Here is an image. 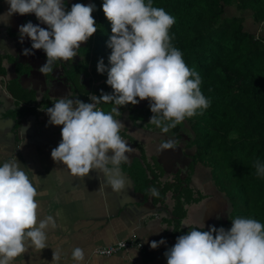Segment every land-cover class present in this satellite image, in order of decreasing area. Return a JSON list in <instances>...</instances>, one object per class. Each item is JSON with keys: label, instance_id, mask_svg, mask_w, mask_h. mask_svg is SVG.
I'll return each instance as SVG.
<instances>
[{"label": "clouds", "instance_id": "1", "mask_svg": "<svg viewBox=\"0 0 264 264\" xmlns=\"http://www.w3.org/2000/svg\"><path fill=\"white\" fill-rule=\"evenodd\" d=\"M5 2L9 8L3 15L8 18L13 14H35L40 24L47 25L44 28L29 21L19 26L20 42L25 37L31 41V49H23L22 54L34 55L33 50L46 54L40 73L52 72L58 60L72 61L81 44L97 31L92 15L94 4L74 3L66 10L65 0ZM102 9L111 22L112 35L107 42L111 67L106 69L101 59L97 71H107L106 84L112 93L101 91L100 96L91 95L87 103L60 97L46 109V114L48 124L62 126V139L51 150L53 161L81 178L95 169L103 173L107 185L119 192L124 187L119 165L129 159L134 149L120 136L124 124L113 114L120 116V107L148 100L153 114L148 123L167 133L195 116L197 110L206 109L210 101L201 91L200 74L187 66L182 52L171 42L173 16L153 6V0H104ZM100 103L119 107L105 112L97 107ZM173 147L171 139L160 144L161 150ZM20 165L17 159L0 165V264H12L29 246L45 249L46 230L57 227L51 215L38 220L40 177L28 168L33 173L30 178ZM253 166L257 176L264 177V163L257 160ZM149 191L154 197L160 195L155 187ZM144 242L148 243L146 239ZM166 243L162 238L151 241L149 246L155 250ZM164 256L167 264H264V224L236 216L230 229L212 225L207 231L192 229L178 236ZM84 257L83 249H73L75 261H83ZM59 259V251H53L52 264Z\"/></svg>", "mask_w": 264, "mask_h": 264}, {"label": "crops", "instance_id": "2", "mask_svg": "<svg viewBox=\"0 0 264 264\" xmlns=\"http://www.w3.org/2000/svg\"><path fill=\"white\" fill-rule=\"evenodd\" d=\"M66 2L68 4V0H65V7ZM69 2L73 4V0ZM8 8L5 0H0V165L17 159L30 178L33 173L40 177L36 197L39 202L38 220L51 215L57 225L55 229L49 227L46 230L45 249L29 246L28 251L12 264H52L53 251L60 253L56 264H167L164 253L174 245L170 244L167 227L177 220V206L174 207L173 202L166 205L160 190L180 184V148L174 144L172 149L161 150L160 144L167 138L163 134L137 135V127L131 128L129 135L135 139L131 138L127 143L134 151L126 162L119 165L124 181L119 192L107 185L103 173L95 169L81 178L71 175L62 163L54 162L51 150L62 139V126L48 124L46 109L52 107L57 98L67 96L71 99L73 94L66 79L58 86L57 81L51 80L50 72L40 73L39 68L47 60L43 50H33L34 55L29 56L22 54L23 49H31V41L25 37L23 43L20 42L19 26L29 21L40 24L35 14H13L8 18L3 15ZM40 26L47 28L44 24ZM83 46L82 43L80 47ZM75 58L60 67L55 65L54 70L59 69V72L62 69L60 74L64 70L70 71ZM58 72L55 70V75ZM118 120L127 123L125 119ZM125 127L124 124L121 130L126 131ZM121 130L120 136L125 140ZM140 144L147 146V152L138 157L136 147ZM155 160L161 169L155 168ZM142 168L145 178L140 177ZM153 177H161V181L157 179L154 183ZM153 187L160 193L159 198L150 194ZM206 188L208 190V184ZM159 202L166 207L162 206L167 216ZM212 208L209 203L207 218L215 221L219 212ZM132 238L137 240L135 243H142L144 249L126 248L112 256L96 253L98 249ZM162 238L167 242L165 245L155 250L150 248L151 241ZM145 239L148 243L144 242ZM76 247L84 250L83 261L77 262L72 258Z\"/></svg>", "mask_w": 264, "mask_h": 264}, {"label": "trees", "instance_id": "3", "mask_svg": "<svg viewBox=\"0 0 264 264\" xmlns=\"http://www.w3.org/2000/svg\"><path fill=\"white\" fill-rule=\"evenodd\" d=\"M76 1L95 5L92 15L97 31L84 44V59L79 50L86 65L81 68L80 59L74 57L76 64L72 63L71 72L66 70L71 85L73 76L85 80V92H79V97L76 80L73 85L75 97L87 103L91 95L113 91L106 84L107 71H97L101 59L106 69L111 67L107 46L111 22L102 9L104 0ZM153 6L175 18L169 33L171 42L182 52L187 66L200 74L201 91L210 101L206 109L197 110L195 116L168 131L174 144H185L180 151V175L185 173L179 188H189L191 170L199 163L208 171L210 179L205 183L211 188L212 202L218 203L217 228L230 229L236 216L264 224V177L257 176L253 166L257 160L264 163V0H153ZM80 69L82 72L76 73ZM114 106L98 104L105 112ZM120 109L123 115H130L124 118L128 123L125 133L142 126L166 137L160 128L148 123L153 115L148 100ZM185 156L193 158L190 166L182 161ZM156 180L153 177L154 183Z\"/></svg>", "mask_w": 264, "mask_h": 264}, {"label": "rangeland", "instance_id": "4", "mask_svg": "<svg viewBox=\"0 0 264 264\" xmlns=\"http://www.w3.org/2000/svg\"><path fill=\"white\" fill-rule=\"evenodd\" d=\"M80 2H83V3L86 4V2H84V1H80ZM74 3H75V0H73V4ZM71 4L72 3L69 2V0H68V4L67 5H71ZM89 4H91V3H89ZM70 7L71 6L66 7V10H70L71 9ZM83 44H85V43H83ZM84 50H85L84 46L80 48V54L81 55L82 54L84 55ZM83 55L81 57L84 59L85 57ZM80 56H79V50H78L76 58L80 59L79 64L81 63V68H83L86 65V61L81 59ZM76 61L77 60H73L74 63ZM67 62H69V61H67ZM67 62L60 61V60L54 62L53 66H52L53 67V71L49 73L50 76H53V77H51V80L54 79V81H57V85L58 86L60 85V83L64 79H66L69 82V84H70V81H69L70 76H68V72L66 70H64V72L62 74H60L62 69L59 72H58L59 69H55L56 73L58 72V74H56V75H55V70H54V67H55L56 64L58 65L57 67H60V65H62L63 63L67 64ZM63 69H65V68L63 67ZM78 72H82V69L77 70L76 73H78ZM81 75L83 76V74H81ZM71 79L73 80V82H75V80H76V84L80 88L79 89L80 91L76 92L75 91L76 89H75V87L73 85V82H72V85L70 84V90H71V92L73 94V96H71L72 97L71 99H73V98L79 97V92L84 91L86 89L85 86H87V84H86V82H85V80L83 78L81 79V76H79V79H77L76 76H73ZM66 89L69 92L68 85L66 86ZM74 92H76V97H75V93ZM100 95H101V92H99V95H96V96H100ZM31 98H32V96H31ZM119 110L121 112V115L118 116L119 118L124 119V118L127 117V119H128L130 117L129 113L123 115L121 109H119ZM123 123L125 125L128 124V123H125V122H123ZM148 127H150V126H148ZM155 128H157V127H155ZM155 128H153V129H155ZM136 129H138L137 135H141V134H148L149 135V133L151 135H153L156 132L155 130H152V128L151 129H147V128H142V126H138ZM121 132H123L122 136L123 137L125 136L124 139L126 140V142L131 140V137L129 135V131H127L125 133L124 130H121ZM170 136H172V135L169 132H167L166 133V137H167L166 140H168V139L172 140V138ZM172 137H174V136H172ZM178 142L180 143V141H178ZM184 145H185L184 143H180V145L177 146V147L180 148L181 152H182V149H183ZM136 152H137V156L140 157L141 154H143V152L144 153L147 152V146H143V145L140 144L138 147H136ZM181 152H180V157H182ZM184 152H186V150H184L183 153ZM192 159L193 158H188V156H185V158L184 157L182 158V161H185V163L188 166H190ZM153 164L155 165L156 169L157 168L161 169V167L159 165V162L157 160H155L153 162ZM151 168H153V167H151ZM140 171L143 172V173H141V175L144 178L147 177L146 174L143 171V168ZM154 171H156V170H154ZM188 171H189V169H188ZM191 171H192V180H191L189 188L185 187L184 190H182L183 188H179V185H174V186H171V188H165L164 190H160L161 197L164 198V201H163L164 203L166 201V205H170L171 202H173L172 204L174 205V207L177 206V209L175 211L177 220H173L171 222L172 225L167 227L170 230V235H169L170 244H175L177 237L187 233V231H190L192 229H197V230H201V231H203V230L207 231L208 230V226L212 225V226L218 227L219 224H220V222L218 220L216 222H214L212 219L208 220V218H207L208 217V212L210 211L209 203L213 207L212 210L215 209L217 207V204H218V203L212 202V201H214V197L208 193V190H211V188L209 187L208 190L206 188V185L208 184V182L205 183V181H207L208 178L210 179L207 169L205 167H203V165L198 163L196 165V168L191 170ZM137 172H139V170H137ZM158 173L160 175H163V173H160V172H158ZM184 173H185V171L180 175V179H184L183 178ZM167 178L168 177L166 175L165 180H167ZM157 179H159L157 181H161V177H159ZM192 201H194V202H192ZM158 205L161 207L163 213L166 214V216H167L166 209L162 208V206H164V204L162 202H159ZM223 208L224 207H222V209ZM180 225H181V227H180ZM204 225H205V227H204Z\"/></svg>", "mask_w": 264, "mask_h": 264}, {"label": "built area", "instance_id": "5", "mask_svg": "<svg viewBox=\"0 0 264 264\" xmlns=\"http://www.w3.org/2000/svg\"><path fill=\"white\" fill-rule=\"evenodd\" d=\"M98 107V105H97ZM134 241L135 238H132L131 240H126L123 242L118 243L117 245L109 246L107 248H101L96 251L97 254L102 255V256H112L116 254L117 252L126 249V248H132V247H137L140 250L144 249V245L142 243H135Z\"/></svg>", "mask_w": 264, "mask_h": 264}]
</instances>
